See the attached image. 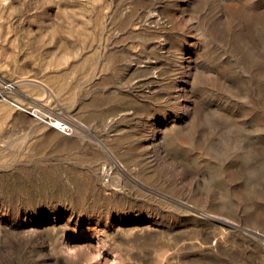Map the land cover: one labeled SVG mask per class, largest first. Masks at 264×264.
<instances>
[{"label": "rangeland", "instance_id": "1", "mask_svg": "<svg viewBox=\"0 0 264 264\" xmlns=\"http://www.w3.org/2000/svg\"><path fill=\"white\" fill-rule=\"evenodd\" d=\"M0 264H264V0H0Z\"/></svg>", "mask_w": 264, "mask_h": 264}, {"label": "built area", "instance_id": "2", "mask_svg": "<svg viewBox=\"0 0 264 264\" xmlns=\"http://www.w3.org/2000/svg\"><path fill=\"white\" fill-rule=\"evenodd\" d=\"M18 92L16 83L6 80L0 81V101L9 104L14 109L26 113L39 124L42 123L48 128L64 135L73 137L74 125L61 112L53 111L42 104H25L15 99Z\"/></svg>", "mask_w": 264, "mask_h": 264}]
</instances>
